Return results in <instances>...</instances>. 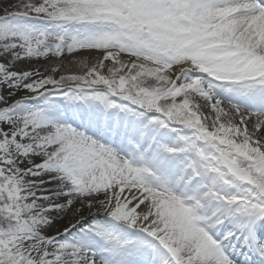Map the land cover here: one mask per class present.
I'll use <instances>...</instances> for the list:
<instances>
[{
  "label": "snow or ice",
  "instance_id": "obj_1",
  "mask_svg": "<svg viewBox=\"0 0 264 264\" xmlns=\"http://www.w3.org/2000/svg\"><path fill=\"white\" fill-rule=\"evenodd\" d=\"M0 264H264V0H0Z\"/></svg>",
  "mask_w": 264,
  "mask_h": 264
},
{
  "label": "bare ground",
  "instance_id": "obj_2",
  "mask_svg": "<svg viewBox=\"0 0 264 264\" xmlns=\"http://www.w3.org/2000/svg\"><path fill=\"white\" fill-rule=\"evenodd\" d=\"M73 71H78V69H75V70L73 69Z\"/></svg>",
  "mask_w": 264,
  "mask_h": 264
},
{
  "label": "rangeland",
  "instance_id": "obj_3",
  "mask_svg": "<svg viewBox=\"0 0 264 264\" xmlns=\"http://www.w3.org/2000/svg\"><path fill=\"white\" fill-rule=\"evenodd\" d=\"M75 70V69H74Z\"/></svg>",
  "mask_w": 264,
  "mask_h": 264
}]
</instances>
